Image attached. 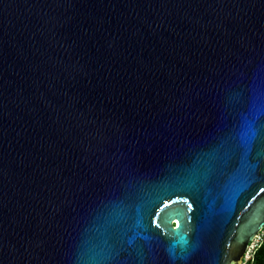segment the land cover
<instances>
[{"label": "water", "instance_id": "obj_1", "mask_svg": "<svg viewBox=\"0 0 264 264\" xmlns=\"http://www.w3.org/2000/svg\"><path fill=\"white\" fill-rule=\"evenodd\" d=\"M263 226L264 0H0V264H243Z\"/></svg>", "mask_w": 264, "mask_h": 264}, {"label": "trees", "instance_id": "obj_2", "mask_svg": "<svg viewBox=\"0 0 264 264\" xmlns=\"http://www.w3.org/2000/svg\"><path fill=\"white\" fill-rule=\"evenodd\" d=\"M243 264H264V235L254 248L249 259L245 260Z\"/></svg>", "mask_w": 264, "mask_h": 264}, {"label": "built area", "instance_id": "obj_3", "mask_svg": "<svg viewBox=\"0 0 264 264\" xmlns=\"http://www.w3.org/2000/svg\"><path fill=\"white\" fill-rule=\"evenodd\" d=\"M264 235V226L263 228L255 235L254 240L248 245L247 252L244 256L245 260L249 259L256 245L261 241L262 236Z\"/></svg>", "mask_w": 264, "mask_h": 264}, {"label": "snow or ice", "instance_id": "obj_4", "mask_svg": "<svg viewBox=\"0 0 264 264\" xmlns=\"http://www.w3.org/2000/svg\"><path fill=\"white\" fill-rule=\"evenodd\" d=\"M188 207H189V209H191L192 205H191V204H189V206H188Z\"/></svg>", "mask_w": 264, "mask_h": 264}, {"label": "rangeland", "instance_id": "obj_5", "mask_svg": "<svg viewBox=\"0 0 264 264\" xmlns=\"http://www.w3.org/2000/svg\"><path fill=\"white\" fill-rule=\"evenodd\" d=\"M246 252H247V251H246ZM245 254H246V253H245ZM249 257H250V256H249ZM249 257H248V258H249Z\"/></svg>", "mask_w": 264, "mask_h": 264}]
</instances>
